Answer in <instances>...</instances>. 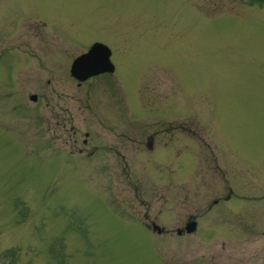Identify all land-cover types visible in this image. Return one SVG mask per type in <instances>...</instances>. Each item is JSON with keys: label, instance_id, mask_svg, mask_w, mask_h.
I'll use <instances>...</instances> for the list:
<instances>
[{"label": "rangeland", "instance_id": "rangeland-1", "mask_svg": "<svg viewBox=\"0 0 264 264\" xmlns=\"http://www.w3.org/2000/svg\"><path fill=\"white\" fill-rule=\"evenodd\" d=\"M95 42L115 71L79 86L72 62ZM112 127L117 155L98 138ZM7 251L12 264H264V0H0Z\"/></svg>", "mask_w": 264, "mask_h": 264}, {"label": "water", "instance_id": "water-1", "mask_svg": "<svg viewBox=\"0 0 264 264\" xmlns=\"http://www.w3.org/2000/svg\"><path fill=\"white\" fill-rule=\"evenodd\" d=\"M111 51L102 43H95L89 51L78 56L71 65L70 75L79 83L87 79L104 73H113L114 66L110 61ZM30 100L35 102L36 95L30 96ZM196 222L192 221L186 225L185 232L192 234L196 231ZM182 231L177 234L181 235Z\"/></svg>", "mask_w": 264, "mask_h": 264}, {"label": "flooded vegetation", "instance_id": "flooded-vegetation-1", "mask_svg": "<svg viewBox=\"0 0 264 264\" xmlns=\"http://www.w3.org/2000/svg\"><path fill=\"white\" fill-rule=\"evenodd\" d=\"M103 75H105V74H103ZM91 79H93V78H91ZM89 80L90 79H88V81ZM88 81H86V82H88ZM78 85L80 86L81 84H78ZM64 125H65V123L63 124V127H64ZM105 130H108V132H101V133H99V136H98V138L101 141H103V149L109 151L113 155H117V133H115L113 131V130H116V128L112 127V128L105 129ZM132 141H133V139L130 138V142H132ZM90 144H91L90 135H89V133H85L84 138L81 140V145L83 148H80L79 152L81 153L82 151H84L86 148H88L90 146ZM155 146H156L155 145V137L153 135H147L146 142H145L146 151L154 152ZM95 150H96V148L94 146H92L89 154L92 155L95 152ZM143 225L147 228H152V229L155 227L154 224H152L151 227H149L147 224H143ZM162 231L164 232V229H162L161 232Z\"/></svg>", "mask_w": 264, "mask_h": 264}, {"label": "trees", "instance_id": "trees-1", "mask_svg": "<svg viewBox=\"0 0 264 264\" xmlns=\"http://www.w3.org/2000/svg\"><path fill=\"white\" fill-rule=\"evenodd\" d=\"M12 257L11 251L0 253V264H12Z\"/></svg>", "mask_w": 264, "mask_h": 264}]
</instances>
